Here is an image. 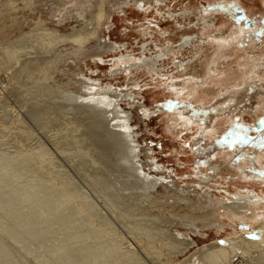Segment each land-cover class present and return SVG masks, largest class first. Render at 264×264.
<instances>
[{"label":"rangeland","instance_id":"obj_1","mask_svg":"<svg viewBox=\"0 0 264 264\" xmlns=\"http://www.w3.org/2000/svg\"><path fill=\"white\" fill-rule=\"evenodd\" d=\"M53 2L46 0L25 10L20 3L17 11L10 10L20 23L13 25L10 16L0 21V44L14 38L35 44L25 34L39 16L58 20L60 14L51 9ZM96 4L99 0H92L82 17L74 11L63 30L86 24ZM101 35L100 41L108 46L97 54L58 62L57 70L46 79L51 93L44 98L41 79L34 83L26 73L16 75L15 60L0 62V152L27 151L39 142L52 148L56 130L79 113L62 110L64 118L60 113L54 125L45 127L29 112L56 106L65 93L75 101L93 83L122 98V106L131 114L142 162L146 170L164 176L161 186L168 184L169 189L179 188L200 200L211 196L215 202L226 201L235 191L252 190L259 197L254 208L264 211V0H116L109 6ZM121 56L128 59L126 67L116 65ZM36 57V63L45 62ZM58 159L63 166L58 162L56 169L64 170L86 191L101 212L107 211L100 185L68 159ZM42 165L47 177L55 171L47 160ZM87 170L94 172V167ZM114 170L104 169V178L112 183L121 178ZM223 210L220 206L221 214ZM228 216H219L221 227H192L187 237L194 243L191 250L166 264H177L205 244L224 242L235 234L234 226L252 237L248 223ZM116 221L121 228L120 219ZM0 237L15 264H37L38 257L52 254L45 245L51 242L47 237L31 240L25 236L30 242L19 243L1 230Z\"/></svg>","mask_w":264,"mask_h":264},{"label":"bare ground","instance_id":"obj_2","mask_svg":"<svg viewBox=\"0 0 264 264\" xmlns=\"http://www.w3.org/2000/svg\"><path fill=\"white\" fill-rule=\"evenodd\" d=\"M44 1L1 0L0 21L10 16L13 25L19 24V16L11 11H17L22 4L23 10L33 9ZM114 1L99 0L86 24L65 31V20L73 18L74 11L82 17L92 0H54L51 9L60 14L58 20L38 17L33 29L25 34L35 44L28 45L21 38L1 43L0 62L15 60L18 66L14 73L18 76L26 73L34 83L41 79L42 97L49 95L51 88L46 86V79L52 77L60 60H81L108 46L100 37ZM37 55L45 60L43 64L36 63ZM120 58L116 65L126 67L128 59ZM85 91L75 101L65 93L56 106L46 105L29 112L45 127L54 125L61 114L64 118L62 110L79 113L56 130L52 148L39 142L27 151L8 155L0 152L1 231L19 243L30 242L25 236L31 240L47 237L51 242L45 245L52 254L38 257L37 264H166L191 250L194 243L187 237L192 227L200 224L221 227L223 221L219 216L227 214L232 221L240 219L248 223L252 237L239 233L234 226L233 236L224 242L205 244L177 264H264V211L260 213L254 208L259 205L257 193L230 192L231 196L226 198L229 202L219 199L215 202L208 195L200 200L201 197L187 196L179 188L171 190L168 184L161 186L164 176L146 170L142 162L140 143L130 123L131 114L122 106V98L93 83ZM50 112L55 115L50 116ZM58 157L76 164L85 170L92 183L100 185L99 191L108 202L107 211L101 212L89 201L86 191L71 181L64 170L56 169L60 167ZM46 160L55 170L48 177L40 168ZM91 166L94 172L87 170ZM110 167L121 177L115 183L104 178V169ZM220 206L224 208L223 214L219 212ZM95 217L102 220L96 221ZM116 217L121 228L115 224ZM54 236L53 240L48 239ZM10 253L0 237V264H15Z\"/></svg>","mask_w":264,"mask_h":264}]
</instances>
